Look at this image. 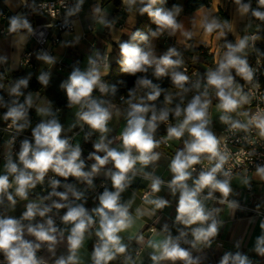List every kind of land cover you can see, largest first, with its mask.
<instances>
[{
    "label": "clouds",
    "instance_id": "clouds-1",
    "mask_svg": "<svg viewBox=\"0 0 264 264\" xmlns=\"http://www.w3.org/2000/svg\"><path fill=\"white\" fill-rule=\"evenodd\" d=\"M109 5L0 0V264H264V197L249 209L243 196L254 182L264 190V0H216L188 16L179 0H120L116 15ZM145 15L154 29L135 28ZM53 28L59 50L82 47L88 33L115 44L91 41L70 64L58 84L63 107L46 93L64 57L51 46L26 53L33 40L48 44ZM210 37L214 65L189 74L185 53ZM33 57L36 73L13 76ZM113 63L132 86L106 79ZM171 142L180 146L167 158L159 149ZM248 211L259 234L246 229L225 249L221 231Z\"/></svg>",
    "mask_w": 264,
    "mask_h": 264
},
{
    "label": "crops",
    "instance_id": "crops-1",
    "mask_svg": "<svg viewBox=\"0 0 264 264\" xmlns=\"http://www.w3.org/2000/svg\"><path fill=\"white\" fill-rule=\"evenodd\" d=\"M109 2L111 3L112 7H111V12L112 14L115 13L116 7L113 3L112 0H105L106 6H110ZM175 2H177V0H175ZM179 2H182L184 4L185 0H179ZM216 0H210V3L207 7H213L215 5ZM87 8V5H86ZM185 8V7H184ZM120 12V11H119ZM118 12V13H119ZM223 13L224 14V18H229L231 19V15H230V10H225V8L221 7L217 14L219 15V13ZM116 13V14H118ZM193 12H184L183 16H188L191 15ZM114 14V15H116ZM141 18H138L137 23L139 22ZM34 22H45L44 19L41 18H34ZM136 23V24H137ZM135 24V26H136ZM124 25V20H121L120 24L118 25V27ZM6 26V21L3 20L2 18H0V27H4ZM240 27H242L243 25H239ZM255 29V26L253 27V30ZM62 38V37H61ZM70 38V37H69ZM123 39H127V36H124ZM229 39H232V37L230 36ZM105 40V38L103 37V33H98L97 36H92L91 33H88L86 36V40L83 43V46L80 48H76V49H67V50H59L57 48V45L53 48L56 51L59 52V54H61L64 57V63L62 66H58V69L56 71V74L53 78V82H52V87H50L47 90V95L49 96L50 99L54 100V98L62 91H60L58 89V84L60 79L66 78L68 72L71 70L70 69V64L73 63L77 58H80L81 60L83 59V51L88 47V43L91 41H96L99 44V41ZM110 40L114 43V38H110ZM169 43H174V41H169ZM208 43V47L205 48L207 50H209L212 53V58H211V64L207 63L206 61H204L201 57H196L195 62L193 61V57L190 59L191 62L193 63V65L198 68L199 70L203 71V69H206L207 67L213 66L214 65V61H213V51L214 48L216 46L217 41L215 40L214 37H210L207 41ZM105 45L107 46H112L111 43L109 41L105 40ZM203 47V46H202ZM0 48L3 49H7V42L4 40V37L2 35H0ZM30 49H35V43L34 41L30 42L28 47ZM165 49V47L163 46L162 43L158 42V51L163 52ZM34 63L36 65V68L38 70L39 68V62H37L34 58ZM63 68V71H60V68ZM27 71L30 70H24V69H20L19 71H17V73L19 74V76H23L26 74ZM34 73V72H33ZM39 86V85H38ZM39 89V87H38ZM37 89V90H38ZM41 93L43 94V90H40ZM3 110H0V112H2ZM32 117H33V121L34 123L36 122V117H35V113L34 111L32 112ZM70 112L67 109H64V112L61 115V121L62 123H67V120L70 119ZM117 128V134H119V132L122 130L123 128V121H120L119 124L116 126ZM221 126L217 123L215 125V130L217 132L220 131ZM30 133V132H29ZM161 134L163 133V128L161 129ZM78 140L81 139L80 137L77 138ZM82 143V147L85 149V155H87L88 151L92 150V146L90 143L84 145L83 141H81ZM179 143L178 142H171V146L170 147H165L162 146L159 151L163 152L165 157L170 158L174 152V150L179 147ZM0 166H2V157H0ZM160 173L164 175V178L167 179L169 177V174L166 171V161L162 160L161 161V170ZM99 183V181H98ZM235 181H234V186H235ZM134 188H143L145 187L144 184L140 183L139 181H137L136 184L133 185ZM254 188V192L252 194L248 193L246 190H244L243 192V196L247 197V203L249 201V198H253L257 203L260 202V199L262 197H264V190H261L259 188L256 187L255 182L253 185ZM131 190H129V193L126 194V197L128 195H130ZM142 195V192H138L137 193V201L136 204L140 203L139 200V196ZM161 195H165V193H161ZM243 199V197H242ZM89 206H91V201L89 202ZM135 207V205H134ZM17 215L19 214V211L16 213ZM165 214L168 215H173L174 216V208L172 209H166L165 210ZM226 215V213H225ZM250 216H246L244 214V212H237L235 218L229 219L226 227L221 231V235H220V240L223 241L224 245H225V249H231L232 247V241L234 239H239L240 237L245 235V230L247 229L248 231L251 232V235L254 237L255 235L259 234V219L257 218V223L253 226L248 225L247 223V218ZM144 223L146 224H151V221L145 219ZM157 227H159V225H157ZM145 234L147 235V229H145ZM89 250H91V242H89ZM248 247H251V241H248ZM220 253L217 252L215 257H213V259H218Z\"/></svg>",
    "mask_w": 264,
    "mask_h": 264
},
{
    "label": "trees",
    "instance_id": "trees-1",
    "mask_svg": "<svg viewBox=\"0 0 264 264\" xmlns=\"http://www.w3.org/2000/svg\"><path fill=\"white\" fill-rule=\"evenodd\" d=\"M112 1H113L114 5L116 7V10H115V13H114V14H116V13H118L120 11V8H119L120 0H112ZM173 2H175V0H169V5H171V3H173ZM209 3H210V0H185L184 7H185V11L186 12H190L191 13V12H194L195 9L199 5L204 4V5L208 6ZM219 15L221 16V18L224 17V14L221 13V12L219 13ZM154 27H155V25H153L150 22V20L147 18L146 15L144 17H142L139 20V22L136 24V26H135V28H138V29H140L142 31H147L149 28H153L154 29ZM103 37L105 38L106 41H109L113 47H115V44L110 40V38L107 37L106 33H103ZM203 49H204V47L201 46V47H199L198 50L186 52L185 56L188 57V58H191L193 56L201 57L204 61H206L207 63L211 64L212 56L211 55H207V53L205 52V50L203 51ZM262 72H264V69H262ZM13 76L18 77L19 74L17 72H15V73H13ZM120 78L127 79V82H128L129 86L133 85L134 78L133 77H123L121 72H120L119 66L116 65L115 63H113L110 75L108 77H106V79L109 82H115L117 79H120ZM261 81H262V84H264V75H261ZM164 86H168L167 81H165V85ZM30 87L33 90H37L39 86H38V83H36L34 80H32L31 83H30ZM54 102H55L56 106L63 107L65 105V103H66L65 94L63 92H60L54 98ZM84 145H86V144H84Z\"/></svg>",
    "mask_w": 264,
    "mask_h": 264
},
{
    "label": "built area",
    "instance_id": "built-area-1",
    "mask_svg": "<svg viewBox=\"0 0 264 264\" xmlns=\"http://www.w3.org/2000/svg\"><path fill=\"white\" fill-rule=\"evenodd\" d=\"M34 23H35V24H43V23H45V22H34ZM254 30H255V29H254ZM58 38H61V33H60L56 28L48 29L47 32H46V40L48 41V44H46V45H40V44H37L35 40H33L34 43H35V49H37V48H39V47H47V46H51L52 48H54V47L57 45V39H58ZM258 47H260L262 50H264V43L259 44ZM33 50H34V49L27 48V49H26V53H27V52H31V51H33ZM204 50H205V52L207 53V55H211V56H212V53H211L209 50H207V49H205V48L203 49V51H204ZM191 58H192V57H191ZM191 58L186 57L187 64H188V71H189V74H191V73H193V72L199 70L198 68H196V67L193 65V63H192L191 60H190ZM253 62H254V60H253ZM21 69H24V70H30V71L36 73V72H37V68H36V65H35V63H34V57H33L32 61H31V63H30L29 65H26V68H21ZM261 71H262V70H261ZM33 80L36 82V80H35V75L33 76ZM260 82H261V84H262L261 76H260ZM36 83H37V82H36ZM262 86H264V84H262ZM254 103H255V102H254ZM0 127H3V123H2V122H0ZM220 130H221V128H220ZM27 134L30 135V133H27ZM2 137H3V134L0 133V138H2ZM4 138H5V139L7 138L6 134L4 135ZM256 203H257V202H256L253 198H249V201H248V203H247V207H248L249 209H252V208H254V206H255ZM244 214H245L246 216H252V215H254V213H253L252 211L244 212ZM258 219H259V218H258Z\"/></svg>",
    "mask_w": 264,
    "mask_h": 264
},
{
    "label": "rangeland",
    "instance_id": "rangeland-1",
    "mask_svg": "<svg viewBox=\"0 0 264 264\" xmlns=\"http://www.w3.org/2000/svg\"><path fill=\"white\" fill-rule=\"evenodd\" d=\"M212 114H213V117H215L217 115V113H216L214 108H213V113Z\"/></svg>",
    "mask_w": 264,
    "mask_h": 264
}]
</instances>
